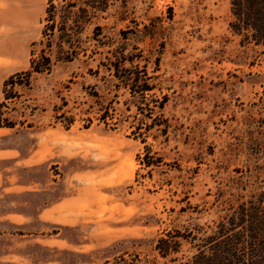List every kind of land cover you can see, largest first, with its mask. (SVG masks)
<instances>
[{
    "label": "rangeland",
    "instance_id": "1",
    "mask_svg": "<svg viewBox=\"0 0 264 264\" xmlns=\"http://www.w3.org/2000/svg\"><path fill=\"white\" fill-rule=\"evenodd\" d=\"M33 4L17 72L41 39ZM232 20L231 0H114L95 20L106 45L91 25L72 61L0 79V264H180L190 241L165 258L161 237L264 191V46ZM114 63L152 90L133 95Z\"/></svg>",
    "mask_w": 264,
    "mask_h": 264
},
{
    "label": "trees",
    "instance_id": "2",
    "mask_svg": "<svg viewBox=\"0 0 264 264\" xmlns=\"http://www.w3.org/2000/svg\"><path fill=\"white\" fill-rule=\"evenodd\" d=\"M113 1L47 0L41 39L32 43L29 69L11 75L4 87L14 85L22 77H26V85H29L33 72L49 73L55 62L72 61L83 50L82 43L85 40L82 35L88 26L94 25L92 35L87 38L106 45V41L100 37L103 27L95 20L108 10ZM231 12L232 30L244 34L248 42L264 46V0H231ZM130 30L132 29L127 27L120 34L126 39ZM36 45H40L38 53ZM114 67V75L124 85L130 86L133 95L139 93L145 97V92L152 90L153 85L147 82L138 84L139 74L133 75L132 70L121 68L117 63H114ZM4 96L5 99L14 98L7 95L6 91ZM165 100L164 96L159 102L160 108L164 107ZM2 104L0 102V127L4 122L12 126V122L2 117ZM147 158L146 154V166L154 164ZM239 198L243 196L240 195ZM195 230H186L184 233L178 229L168 231L165 237L158 240L156 249L162 257L167 258L172 253L179 252L181 239H184L190 241L195 251L180 264H264V191L252 192L246 199L228 202L224 215H220L213 224L206 227L200 225ZM121 260V264H137L123 257Z\"/></svg>",
    "mask_w": 264,
    "mask_h": 264
},
{
    "label": "crops",
    "instance_id": "3",
    "mask_svg": "<svg viewBox=\"0 0 264 264\" xmlns=\"http://www.w3.org/2000/svg\"><path fill=\"white\" fill-rule=\"evenodd\" d=\"M34 0H0V79L20 71L39 29Z\"/></svg>",
    "mask_w": 264,
    "mask_h": 264
}]
</instances>
